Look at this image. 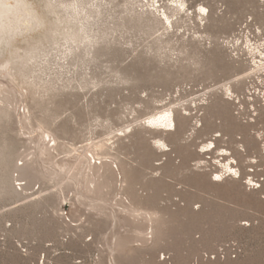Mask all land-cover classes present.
Returning <instances> with one entry per match:
<instances>
[{
	"label": "rangeland",
	"instance_id": "1",
	"mask_svg": "<svg viewBox=\"0 0 264 264\" xmlns=\"http://www.w3.org/2000/svg\"><path fill=\"white\" fill-rule=\"evenodd\" d=\"M5 1L0 264H264V0Z\"/></svg>",
	"mask_w": 264,
	"mask_h": 264
},
{
	"label": "bare ground",
	"instance_id": "2",
	"mask_svg": "<svg viewBox=\"0 0 264 264\" xmlns=\"http://www.w3.org/2000/svg\"><path fill=\"white\" fill-rule=\"evenodd\" d=\"M10 8H11V5L7 4L5 0H0V12L2 11V13H5V15H6V12L9 11ZM166 121H168L169 123H171L172 122L171 117L170 116L167 117V120Z\"/></svg>",
	"mask_w": 264,
	"mask_h": 264
},
{
	"label": "snow or ice",
	"instance_id": "3",
	"mask_svg": "<svg viewBox=\"0 0 264 264\" xmlns=\"http://www.w3.org/2000/svg\"><path fill=\"white\" fill-rule=\"evenodd\" d=\"M217 179H219V177H217Z\"/></svg>",
	"mask_w": 264,
	"mask_h": 264
}]
</instances>
